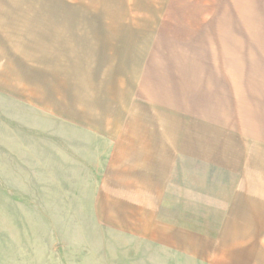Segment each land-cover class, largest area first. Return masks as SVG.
<instances>
[{
  "label": "rangeland",
  "instance_id": "1",
  "mask_svg": "<svg viewBox=\"0 0 264 264\" xmlns=\"http://www.w3.org/2000/svg\"><path fill=\"white\" fill-rule=\"evenodd\" d=\"M241 10L231 36L264 64V0ZM107 38H163V0H0V264H264L224 234L212 175L111 185L138 95Z\"/></svg>",
  "mask_w": 264,
  "mask_h": 264
},
{
  "label": "crops",
  "instance_id": "2",
  "mask_svg": "<svg viewBox=\"0 0 264 264\" xmlns=\"http://www.w3.org/2000/svg\"><path fill=\"white\" fill-rule=\"evenodd\" d=\"M256 1L163 0V38L106 43L129 60L119 81L138 95L127 129L110 131L111 185L163 183V171L183 164L208 173L223 187L216 201L230 243L263 251L264 64L231 36L256 17L241 15Z\"/></svg>",
  "mask_w": 264,
  "mask_h": 264
}]
</instances>
